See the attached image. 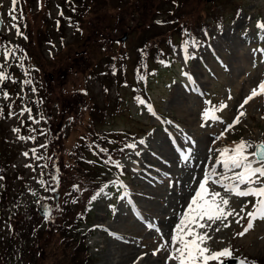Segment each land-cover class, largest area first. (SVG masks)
Masks as SVG:
<instances>
[{"label": "rangeland", "instance_id": "obj_1", "mask_svg": "<svg viewBox=\"0 0 264 264\" xmlns=\"http://www.w3.org/2000/svg\"><path fill=\"white\" fill-rule=\"evenodd\" d=\"M259 16L264 22V0H17L15 6L12 0H0V47L15 52L7 61L0 55V65L10 77L0 85L8 93L5 99L0 92V247L6 240L12 249L24 250L28 242L45 246L46 257L39 259L40 264H81V256L92 264H134L139 254L149 255L138 264H176L167 260L169 230L178 223L181 208H186V194L193 190L194 195L198 188L204 175L201 168L204 172L213 162L217 168L219 150L231 149L241 140L253 145L264 141V94L241 107L264 81V30L254 22ZM96 31L103 36L94 39ZM124 31L127 38L119 43L115 39ZM153 40L158 45H149ZM185 40L196 44L189 43L185 51ZM73 55L83 64L80 71L77 63L72 65ZM73 72L79 74L71 76ZM82 75L84 83L71 87ZM147 89L167 120L163 116L162 121L155 110L147 114L137 108L135 98H146L141 94ZM81 92L91 97L83 103L93 106L75 112ZM112 97L123 109L107 115L115 106L104 101ZM63 108L69 112L65 117ZM210 108L216 109L218 119H202V112ZM24 109L31 111L21 115ZM171 133L178 140L175 149ZM88 137L89 141L83 140ZM130 144L135 147H127ZM168 148L177 151L178 166L185 169L168 157ZM253 151L254 147L247 149ZM68 152L73 155L66 157ZM53 153L59 154L51 162L60 166V178L79 171L85 187L68 190L48 164ZM139 162L150 166L144 176H134ZM198 167L187 189L183 171ZM117 170L124 177L111 178L113 188L103 197L96 195ZM135 180L145 181L151 191L141 198V207L153 212L150 218L132 223L124 213L117 219L104 216L97 203L113 201L119 185L128 194L129 183ZM206 187L220 192L229 200L227 210L239 215L214 224L206 218L200 221L211 225L199 229L212 237L203 246L214 252L229 248L238 260L264 264V220L253 221L249 231L237 235L248 223L251 203L244 213L239 210L246 201L255 203V198L234 196L211 181ZM182 190L185 193L179 197ZM54 192L58 193L54 217H44L38 204L45 201L53 206ZM131 192L136 199L138 195ZM87 204V214L80 219V209ZM102 221L110 229L131 228L138 235L127 239L132 253L121 248L111 232L104 236ZM92 225L97 226L91 229ZM165 241L170 248L157 251ZM30 254L36 257L32 249ZM26 260V254H9L0 264H28Z\"/></svg>", "mask_w": 264, "mask_h": 264}, {"label": "snow or ice", "instance_id": "obj_2", "mask_svg": "<svg viewBox=\"0 0 264 264\" xmlns=\"http://www.w3.org/2000/svg\"><path fill=\"white\" fill-rule=\"evenodd\" d=\"M17 0H12L13 6H15ZM12 19H16L15 16ZM15 27V25H13ZM257 27L264 30V23L257 24ZM19 34V33H18ZM189 43L195 45L196 41H183L182 45L184 50H187ZM264 51V50H262ZM0 55H3L5 61L15 55L14 50L11 47H0ZM5 65H0V83H3L6 79H9V74L6 73ZM30 83V81H25ZM34 91V89H33ZM2 92V90H0ZM264 94V81H261L257 88H254L250 95L245 98L241 107L247 104L249 100L253 99L257 95ZM5 99H8V93L2 92ZM143 103V101H140ZM226 105H221L220 108H224ZM29 112L30 109H24L20 114ZM151 111V109H149ZM216 109L210 108L202 112V119L204 120H216L218 117L215 115ZM11 115V113H10ZM243 116L244 113L239 114ZM29 115V119H31ZM239 122V116L235 118L234 123ZM232 127V125H229ZM18 131V129H14ZM23 139V137H21ZM127 147L134 148L135 145H127ZM255 148V151L249 153L248 148ZM35 151V150H33ZM27 155V153H25ZM249 156L253 159H249ZM187 160L188 157H182ZM216 164L223 167L224 172H218L215 166L210 169H205L203 178L199 180L198 188L194 190V195L190 194L189 202L186 208L182 207L178 216V223L174 227L170 228V242L171 251L168 254L167 260H175L176 264H210V262H218V264H224L225 259H236L233 256V252L229 248H224L218 251H211L210 248L205 245L212 237L208 235V232H200L199 229L210 228L211 225L200 223L205 218L212 222L226 220L229 216L239 215L235 210H227L229 200L225 197H221L220 192L210 191L206 185L211 181L213 184L220 185L226 192L231 193L237 197H254L255 203L246 201L240 208V213H244L245 209L249 207L251 203V211L246 212L248 223L244 230L237 235H244L253 227V221L259 219L264 220V141L259 144L253 145L247 141L241 140L231 149L224 148L219 150V156L216 159ZM256 165V166H254ZM239 170V171H235ZM227 172H232V175H225ZM214 177H219L214 179ZM228 181L229 183H225ZM245 185L243 189L240 187ZM95 199V197H93ZM239 223V220L236 221ZM151 227V225H150ZM224 227H228L224 224ZM157 231L161 232L163 238L162 229L157 228ZM215 231H220V228H216ZM189 237H191L189 239ZM168 246V242L161 244L157 251ZM154 255L156 252L153 253ZM223 258V259H222ZM238 264H247L246 259H239Z\"/></svg>", "mask_w": 264, "mask_h": 264}, {"label": "bare ground", "instance_id": "obj_3", "mask_svg": "<svg viewBox=\"0 0 264 264\" xmlns=\"http://www.w3.org/2000/svg\"><path fill=\"white\" fill-rule=\"evenodd\" d=\"M172 137H173V134L171 135ZM173 139H174V141H176L175 140V138L173 137ZM173 143V142H172ZM174 144L176 145L177 144V141H176V143L174 142ZM173 145V144H172ZM169 150H168V157L169 158H171L173 161L175 160V158H176V154L173 152V150L171 149V148H168ZM214 149V148H213ZM164 155V154H163ZM157 158L160 160V158H161V160H162V162H165L166 163V161L164 160V157H162V156H157ZM198 162L200 161L199 159H196ZM202 162H203V160H202ZM201 162V163H202ZM208 164V163H207ZM212 166H215V163L213 162V164H210L209 163V165H207V167L208 168H211ZM216 167V166H215ZM199 168L200 167H198L196 170H193V169H188V170H186V171H183V175H184V179H185V182H186V186H187V189L188 188H191L192 187V185H191V180L190 181H188L189 179H191V176L192 175H194L198 170H199ZM217 171L218 172H223L224 171V169H223V167L222 166H217ZM141 170V168L139 169V171ZM140 172H142V173H144L145 172V170L143 169V170H141ZM199 172V171H198ZM204 172L202 171V168H201V173L200 174H203ZM230 172H227V174H229ZM230 175V174H229ZM232 175V174H231ZM199 182V181H198ZM227 183H229V182H227ZM191 193H189V195H188V193L186 194V200H185V202L183 203V204H186V203H188V197H190V194H193L192 192H193V190L192 191H190ZM132 193V192H131ZM184 193H185V191L184 190H182V192L179 194V197H182L183 195H184ZM188 195V196H187Z\"/></svg>", "mask_w": 264, "mask_h": 264}, {"label": "trees", "instance_id": "obj_4", "mask_svg": "<svg viewBox=\"0 0 264 264\" xmlns=\"http://www.w3.org/2000/svg\"><path fill=\"white\" fill-rule=\"evenodd\" d=\"M83 261H84V258H83V257H80L79 262H80L81 264H83Z\"/></svg>", "mask_w": 264, "mask_h": 264}, {"label": "water", "instance_id": "obj_5", "mask_svg": "<svg viewBox=\"0 0 264 264\" xmlns=\"http://www.w3.org/2000/svg\"><path fill=\"white\" fill-rule=\"evenodd\" d=\"M232 261H224V264H232Z\"/></svg>", "mask_w": 264, "mask_h": 264}]
</instances>
